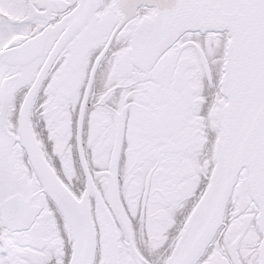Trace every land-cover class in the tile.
Returning <instances> with one entry per match:
<instances>
[{
    "label": "snow or ice",
    "instance_id": "snow-or-ice-1",
    "mask_svg": "<svg viewBox=\"0 0 264 264\" xmlns=\"http://www.w3.org/2000/svg\"><path fill=\"white\" fill-rule=\"evenodd\" d=\"M0 264H264V0H0Z\"/></svg>",
    "mask_w": 264,
    "mask_h": 264
}]
</instances>
